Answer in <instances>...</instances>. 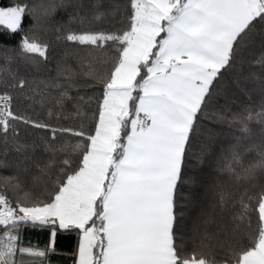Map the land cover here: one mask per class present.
<instances>
[{"label":"snow or ice","instance_id":"1","mask_svg":"<svg viewBox=\"0 0 264 264\" xmlns=\"http://www.w3.org/2000/svg\"><path fill=\"white\" fill-rule=\"evenodd\" d=\"M41 21L65 57L55 77L30 83L11 65L47 61ZM18 33L15 49L0 45V168L12 169L0 174V264H47L58 233L72 232L73 264H264V0L0 6V36ZM226 77L258 85L259 103L209 116ZM21 97L46 114L16 110ZM202 117L235 126L227 146L214 149L210 129L193 150ZM209 161L205 183L197 171ZM185 203L199 209L187 237ZM25 228L48 229L47 245H24Z\"/></svg>","mask_w":264,"mask_h":264},{"label":"trees","instance_id":"2","mask_svg":"<svg viewBox=\"0 0 264 264\" xmlns=\"http://www.w3.org/2000/svg\"><path fill=\"white\" fill-rule=\"evenodd\" d=\"M13 2H21L24 0H0V6H7ZM48 2V0H46ZM122 2V0H120ZM71 9H69V12ZM55 19L58 21H67L68 12L60 10L56 13ZM31 19H27L24 22V28L27 30L30 26ZM33 35L39 39L41 42H52V47L48 52L47 61H43L40 57H32L29 60H24L23 58H16L12 65L11 70L18 72L20 76L25 77L29 80L30 83H39L41 80H47L56 76L57 63L64 62L65 57V46L63 43L55 42L53 38V33L51 28L45 24L43 21L36 27ZM23 33H18L15 35L5 34L0 36V45L7 47L9 49H15L20 43ZM262 50L257 46L255 53L258 54ZM14 55V54H13ZM5 54L0 52V63L3 62ZM72 54L69 52V58L67 60L68 64H74V60L71 58ZM247 66H245V71L247 72ZM259 71V69H256ZM6 75V73H5ZM227 81V98L220 96L212 101L208 106L207 112L209 116L213 112H223L227 117H231L232 113L239 112L243 109L245 105H258L260 96L258 92V85H253L251 83L241 82L240 87L233 82L232 77H226ZM242 89H247L243 91ZM255 89V90H254ZM85 91H91L85 89ZM14 95H16L14 93ZM39 100V97H37ZM32 105V106H30ZM13 106L16 110L21 113L27 114L32 118L43 117L46 114L47 109L41 108L38 103L32 104L31 101L23 100L21 97L19 100H14ZM21 136L25 135V130L23 125H19ZM253 128L258 130L259 125H253ZM213 130L215 133L214 143L212 147L219 150L221 145L227 146L229 141L232 139V133L235 131V126H230L228 119H225L223 122L215 123L210 119L201 118V125L199 128V134L193 139V150L195 151L201 141L206 137L209 130ZM14 154H10L6 157L7 160L11 161ZM247 162V161H246ZM214 166V161H209L204 164L202 171L198 170L197 175L199 178L207 183L215 179L214 174L212 173V168ZM191 171V169H189ZM12 172L11 168H0V174L8 175ZM196 192L199 194L201 204L207 206L208 201L204 199V189L203 187L198 186ZM210 199V196H209ZM183 213L181 215V221L178 225L179 230L183 231L185 236H190L192 221L196 219V216L199 212V209L191 206L187 203L182 205ZM44 237H49V230L44 229ZM78 237L75 232L72 233H58L56 239V251L58 254L59 261L55 264H73L74 251L77 246ZM190 246V243H189Z\"/></svg>","mask_w":264,"mask_h":264},{"label":"crops","instance_id":"3","mask_svg":"<svg viewBox=\"0 0 264 264\" xmlns=\"http://www.w3.org/2000/svg\"><path fill=\"white\" fill-rule=\"evenodd\" d=\"M44 230V229H43ZM41 229H31V228H25L21 232V239L24 245H32V246H37L40 248H43L47 245L49 237L45 238L44 237V231ZM58 254L52 253L50 254L48 258L47 264H55L58 263L59 257Z\"/></svg>","mask_w":264,"mask_h":264}]
</instances>
